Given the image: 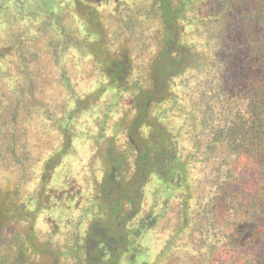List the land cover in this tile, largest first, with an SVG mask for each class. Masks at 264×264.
I'll list each match as a JSON object with an SVG mask.
<instances>
[{
	"label": "trees",
	"instance_id": "16d2710c",
	"mask_svg": "<svg viewBox=\"0 0 264 264\" xmlns=\"http://www.w3.org/2000/svg\"><path fill=\"white\" fill-rule=\"evenodd\" d=\"M137 1L109 8L106 0H0V168L23 179L27 163L69 155L78 119L112 92L128 90L135 124L147 130L148 171L182 189L192 199L189 212L203 206L210 214L204 239L192 240L200 263L222 226L205 201L215 204L221 195L224 233L216 257L264 264V226L247 227L259 207L244 182L249 165L264 191V0ZM4 183L0 264H20L21 249L10 260L15 242L32 232L18 184L9 188L8 176ZM201 184L206 191H192ZM189 216L184 228L194 232L198 221L189 224ZM89 231L86 244L99 237L93 224ZM257 239L255 263L240 257Z\"/></svg>",
	"mask_w": 264,
	"mask_h": 264
},
{
	"label": "flooded vegetation",
	"instance_id": "af4514ba",
	"mask_svg": "<svg viewBox=\"0 0 264 264\" xmlns=\"http://www.w3.org/2000/svg\"><path fill=\"white\" fill-rule=\"evenodd\" d=\"M106 1L109 8L134 3ZM128 94V90L114 91L93 114L78 119L69 155L45 164L48 167L27 163L23 179L12 170L9 188L19 186L16 193L26 203L25 220L32 235L15 242L10 260L15 262L21 249L25 262L20 264H193L194 256L200 263L198 256L203 255L194 252L192 240L204 239L210 214L203 213V206L195 214L189 212L192 199L148 171L147 130L144 123L135 124L137 110ZM153 110L160 120L159 110ZM203 188L201 184L191 189L201 192L208 186ZM215 200L205 203L222 226H216L214 235L219 240L203 253L208 255L205 264H213L223 245V197ZM185 215L189 224L192 218L198 221L194 232L193 226L184 228ZM90 224L99 239L86 244ZM170 238L174 241L168 244Z\"/></svg>",
	"mask_w": 264,
	"mask_h": 264
},
{
	"label": "rangeland",
	"instance_id": "374dc122",
	"mask_svg": "<svg viewBox=\"0 0 264 264\" xmlns=\"http://www.w3.org/2000/svg\"><path fill=\"white\" fill-rule=\"evenodd\" d=\"M76 145H77L76 147L81 148L80 147V141H79V145H78V141H77ZM245 170L248 172L247 174H248L249 181L246 180L244 182L250 185V187H249L250 192H248V194L251 196V198H253V197L255 198V200L258 202L257 206L259 207V211H257V212L253 211L254 213L252 212V219H250V220L252 222H255V221L258 222L257 223L258 225H259V223H263V226H264V191L262 192V190L257 187L258 184L260 183L259 181L261 179V174L256 169L249 167V165L247 167H245ZM11 175L12 174H10L9 171H7L5 168H0V186H3L5 184L4 183L5 176L11 177ZM19 176H20V174H19ZM259 191H261V192H259ZM257 196H258V198L256 199ZM256 222L251 224L250 226L247 225V227L252 229V227L255 226ZM258 227H256V229ZM260 245L261 244H260L259 239L254 240L253 242L246 244V246L243 249H240L238 251V253H239L240 257H243L244 260L248 259V258L255 259V257L257 258L259 256V250H260L259 246ZM220 255H222V254L219 253V259L218 260H217V257L214 258L213 264H225V262H224L225 259H222L223 256L220 257ZM253 259H252V262L255 263V261ZM246 264H248V263H246ZM250 264H251V262H250Z\"/></svg>",
	"mask_w": 264,
	"mask_h": 264
}]
</instances>
